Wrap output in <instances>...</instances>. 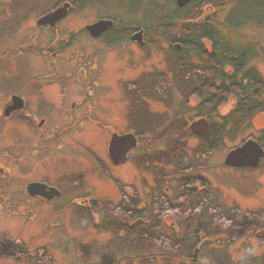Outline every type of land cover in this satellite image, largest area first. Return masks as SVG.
<instances>
[{"label":"rangeland","instance_id":"374dc122","mask_svg":"<svg viewBox=\"0 0 264 264\" xmlns=\"http://www.w3.org/2000/svg\"><path fill=\"white\" fill-rule=\"evenodd\" d=\"M156 1L160 2L162 0ZM238 1L240 0H227V2L219 0V3L225 2L222 5L214 1L205 4L200 11V15L196 13L192 19L186 18L184 21L176 22L171 26H164V28L155 27L153 39L156 47L152 45L153 48L150 49L146 45L143 49H139V52L136 51L137 48L133 51L128 50L129 48L123 49L119 60L122 68L117 72L123 78L124 76L127 77V80L135 76L147 79L150 82L152 75L160 76L158 85L155 84L158 89L156 93L155 90L154 93L148 92L143 95H133L132 92H126L123 101V97L114 95L117 94L114 85L115 70L108 73L107 69L103 67L100 86L102 87L101 90L105 89V95L98 100L97 107H99V110H96V112L101 114L106 110L109 113L104 116L108 125L106 124L104 128H98L91 124L92 121L85 120L82 128L72 126L70 132L63 134L62 140H57L62 144L57 147L59 150H56L54 155L40 161L38 158L34 159L35 156L27 151V154L21 160L24 170L21 169V172H18L11 169L10 166L11 177L8 176V180L14 186L13 196H15L14 200L16 202L13 201L6 207L0 205V237L8 238L22 246L24 252H27V256L22 258L0 256V264H37L39 259H42L40 264H45L48 260L51 264H106L112 259L117 261L116 264H143L147 255L134 250V246H130L129 241L126 242V240H130L131 236H136L137 233H129L126 230L125 233L124 230H120L117 233L119 234V239H117L111 226L106 227L102 209L98 208L97 212L92 214L89 211V215L84 212L83 205H87L89 201L97 204L101 199L118 200L121 194L118 188L119 181L127 188L130 185L136 187L142 201L147 200L148 194H153L157 198V194L160 196L161 193L162 198L165 194L171 199L174 198L175 193L176 195H179V193L174 192L169 183L166 182L167 180L175 185L176 181L173 178H181V176L192 178L193 175L198 174L208 185L217 187L219 201L224 207L238 206L241 208L242 211L236 209V212L232 214L238 222L242 221L239 214L244 213L248 208L255 209L257 205L264 203V166L258 168L255 172L246 170L243 172L232 171L222 164L227 152L236 146H241L245 140L261 139V137L264 139V111L260 110L257 114H254L250 121H246L237 131L232 132L231 136L230 134H224V132L232 130L234 119H228L225 126L223 123L225 116L222 118L221 115H228L234 104V98L231 97L226 104H221L216 110L217 114L211 116L216 126L215 129L217 128L222 132L219 146L215 147L211 154H207V152L201 154L198 161L194 163L195 166L192 165L193 163L190 164L194 157V150L201 147V144L200 137L192 133L189 124L200 119L197 115L200 117L201 114H198L197 111L201 108L199 106L201 103H198L196 97L188 96L186 98L184 88L187 87L188 80L195 81L197 87L200 85L201 82L197 81V76L193 74L190 68H197V65L201 66L203 62L195 57L187 47H180L179 49L174 47L175 43H179V41L171 43L174 40H187L186 36L189 30L185 29L187 31L185 32L183 28L189 23H193L195 26L201 23L210 24L211 28H219L220 33L225 34L224 36L230 42L232 41L238 45L247 44L255 49L249 66L252 65L259 72L264 84V58L262 57V54H264V24L258 26L249 20L248 22H238L239 28L236 30L226 26L229 21L227 15L236 9ZM262 1L264 2V0ZM155 6L156 8H154V12L149 16V19L154 20L155 26H157L160 23L157 18L163 14L164 9H160L161 3ZM6 22L4 6L0 5V93L7 91L12 84L17 83V79H15L17 76L23 79L27 71H31L30 66L36 69L41 68V71H44L52 62L55 64L62 62L64 65L67 64L66 66L71 63L75 70L74 77H82L78 75L81 72L80 66L75 64L77 60L74 57L78 56V61H80L78 64H83L81 60L85 58L87 52L85 48L73 54L70 62H68L69 58L64 56L65 54L59 58H50L49 56L47 59L43 56L31 54L16 57L14 54L3 55V50L6 49L5 46L7 45H10L9 47H17L18 44L24 45L19 42L11 43L10 37L6 35ZM251 44L253 45L250 46ZM205 45L208 46V42L205 41ZM72 52L70 51L69 55ZM102 55L104 54L102 53ZM102 55L97 59H101ZM107 58L113 63L114 60L111 56L108 55ZM132 59L135 61L130 63L133 61ZM176 60L181 62L180 69L176 66ZM64 65H58V67H64ZM184 70H188L187 72L190 71L192 74H188L187 78H184L186 73ZM85 75H87V71ZM53 78L56 79L57 77L53 76ZM155 85L152 84L153 87ZM100 86L98 85V87ZM262 90L264 91V88ZM262 98L263 96L260 98L259 104L261 109L264 107ZM174 117L176 118V124L173 121ZM149 120H152L150 121L152 125L147 127L151 131L146 132L142 126L149 124ZM155 120L163 122V125L157 127ZM174 124L178 126L182 134L188 135L184 147L179 151L183 158L181 164H176V160L169 162L164 158L169 149L174 148L176 142V137L174 136V138L169 133L170 129L175 126ZM19 125L20 122L15 123V131L20 130ZM13 127V123L8 122L3 129L1 128L4 135L2 144L7 147L12 146V148L15 144ZM107 127H112L119 133L132 132L133 134L135 132L138 134L139 139L136 149L129 152L128 160L123 166L112 167L111 161L108 159L107 147L109 146L110 131ZM165 131H167L166 134H169H163ZM158 134L159 137L154 136ZM31 139L32 137H28L26 134L23 136L21 134L17 136L16 134L17 143H29ZM31 160L32 164H29L28 162H31ZM106 165H108L107 168L109 167L111 175H105ZM99 166L102 171H105L104 174L99 170ZM7 169L6 167V171ZM32 175H36L40 179H47L46 181L49 180L51 184L55 183L62 189L63 196L56 198L53 203L49 204L39 201L24 202L25 197L22 196V202L19 192L22 187L24 188L22 184L31 179ZM159 200L161 203L162 200ZM174 200L177 205L181 206L182 203L179 204V200L175 198ZM146 208H148L147 205H140L138 211L143 212V209ZM185 215L186 213L183 214V210L179 207L169 213L161 211L158 216L163 219L166 227L162 230H160L161 228L156 230L165 234H168L169 230L183 233V228L186 226L183 220ZM120 217H118V223L130 224L131 219L127 214H125V218L121 217L124 221ZM200 220L202 223L208 222V220H204V217L203 220ZM155 221L154 219L151 222L154 223ZM220 227H222V223ZM214 232L211 234L212 237L207 238L212 241L209 245L210 249L216 250L221 244L224 247L226 241L224 239L228 234L219 230L216 237H214ZM126 234L129 235V238L125 240ZM240 234V239L227 248L232 264H236L239 259H242L246 255V249L250 246L257 251L263 250V245L258 244L252 237L251 229L242 230ZM207 238L203 241L205 242ZM120 239L122 243L118 245ZM216 239L219 240L218 245ZM191 247L190 244L186 245L189 252V254H186L187 257L191 256V250H189ZM37 248L39 249L36 252ZM161 250L171 253L168 246ZM159 251V249H156V256H158V262H161L162 254ZM137 253L142 254V256L136 257ZM201 254L198 255L196 262L198 264L203 263ZM185 262L189 264L188 260ZM174 263L180 264L175 259Z\"/></svg>","mask_w":264,"mask_h":264},{"label":"flooded vegetation","instance_id":"af4514ba","mask_svg":"<svg viewBox=\"0 0 264 264\" xmlns=\"http://www.w3.org/2000/svg\"><path fill=\"white\" fill-rule=\"evenodd\" d=\"M190 1L191 0H188L184 6L180 7L178 6L176 0H162L160 2H157L156 0H0V5L4 6V16L7 18V22L5 23L6 35L10 37L12 44L16 42L24 44H18L19 46L17 47H9L10 45L5 46L6 49L3 50V55L14 54L16 57L31 54L43 56L47 59L49 56L50 58H59L61 55L65 54L64 56L69 58L68 62H70L73 54L80 52L81 49H87L85 58L81 60L83 64L79 65V57H74V59L77 60L75 64L80 66L79 68L81 72L78 75L82 76L81 78L74 77L73 73L75 70L73 69L74 66L71 63H69V67L66 66L67 64H62V62H59V64L52 62L44 71H41V68L36 69L30 66L31 71H27L26 76L23 78L24 80L17 76L15 78L17 79V83L12 84L7 91L0 93V205L6 207L13 201L16 202L14 200L15 196H13L14 186L8 180V176L11 177V169H15L18 172H21V169L24 170V165L21 160L23 159V156L27 154V151H30L29 153L35 156L34 159L38 158V160L44 161L47 157L54 155L56 150H59L57 147H59L62 143L57 142V140H62L63 134L65 132H70L72 126L82 128L85 120L92 121L91 124L93 126H97L98 128H104L106 126L107 123L104 116L109 113H107L106 110H104L101 114L96 112V110H99V107H97L99 102L98 100L105 95V89L101 90L102 87L100 86L103 67L104 69H107L108 73L115 70V84H113L116 87L115 91L117 94L114 95L121 96V98L123 97V101L126 92H132L133 95H143L155 90L156 93L158 90L156 88L158 85V78L160 76L152 75L150 82L147 79L135 76L134 78L131 77L132 79L127 80V77L125 78L124 76L123 78L122 75L117 72L122 68L121 64H119L121 52L123 49L128 48V50L132 51L137 48L136 51L139 52L146 45L147 47L149 46L150 49L153 48L152 45L156 47L153 39L155 27L164 28V26H168L170 24V21H159L160 23L155 26V21L149 19V16L154 12V3L155 5L161 3L160 9H164V11L179 8L184 12V7L188 5ZM155 5L154 7L156 8ZM55 11H57V14ZM184 20H186V18H182L180 21ZM100 21L105 22V25L100 26L95 33L94 30H91L92 25L100 23ZM137 33H141V38L139 40L133 37ZM175 41H179V43H175V47L177 49L180 47H187V40H174L171 41V43ZM205 41L206 43L208 42V46L205 45ZM252 45L253 44L250 46ZM202 46L203 49H201V52L197 54L187 47L188 50L195 55V57H198L199 60H202L203 62L201 63V66L197 65V68L193 67L192 69L190 68V70H192L193 74L197 76V80L199 73L205 74V76L201 77L202 80L198 87L197 83H194L195 81L188 80L187 88L199 89L202 85H207V83L209 85V81L207 80L209 77L206 75L207 71L212 72L214 70V72H218L220 67L221 69L223 67L224 70L234 74V80H236V83L240 81L238 77L239 75L234 69L235 64L229 62L221 66V64L213 63H218L217 55H220V53L218 49L212 47V42L209 41V39H203ZM244 47L247 48L248 46ZM254 50L255 49H252L250 51V58L253 57ZM70 51L73 52L69 55ZM229 51L227 53H229ZM242 51L243 53H246L245 50L242 49ZM102 53L104 55H102ZM101 55L102 60L97 59ZM108 55L113 58V63L110 62L108 59L109 57L107 58ZM262 57L264 58V54H262ZM220 59L222 60L223 58L220 57ZM134 61L135 60L130 63H133ZM209 62H212V64ZM58 65H64V67H58ZM248 68L253 69L255 73H258L260 78L259 72L254 69L252 65L251 67L248 65ZM86 71L87 75H85ZM192 72L189 71L188 74H192ZM53 76L57 78L54 79ZM152 84L157 85L153 87ZM98 85L100 87H98ZM231 97L232 96L226 98L225 101L222 97L218 98L217 102L221 103L214 111L211 112L209 107H205L207 111H204V113L207 115H200V117L205 118L208 121V124H210L209 136L196 135L192 132L197 137L206 139L207 154H211V152L215 150V145L212 143L214 141L212 133L216 126L211 116L213 114H217V108L223 103L226 104ZM207 100V98H204V101ZM235 106L236 101H234L228 115H221L222 118L223 116H225L224 118H228L232 114V110ZM260 110L264 111V107ZM260 110L258 109L256 112H253V116ZM197 116L200 118L199 115ZM173 119V121H176L175 117ZM152 120H149V124L147 123L146 126L152 125L150 122ZM8 122H12L14 125L13 133L15 136V144H13V148L12 146L7 147L2 144L4 135L1 128L3 129ZM19 122V126L21 128L19 131H15V123ZM156 124L157 127L162 126L163 122L156 121ZM144 126L142 127L146 128ZM108 129L110 131L108 143L110 142V138L113 134H126L124 132L119 133L112 127ZM147 131L149 132L151 130L148 129ZM16 134L17 136H20V134L22 136L26 134L28 137H32V139L29 143H17ZM133 134L137 140V145L139 139L138 134L135 132ZM154 136L159 137V134ZM255 140L260 144L264 153V139L261 137V139L258 138ZM132 149H136V146L131 148V150ZM131 150L127 152L126 160L116 164L110 159L107 147V155L108 159L111 161L112 167L123 166V164L127 162L128 154ZM231 150L233 149H230L229 151ZM224 159L222 162L223 166H226L232 171L237 170L245 172L246 170L248 172H255L258 168L264 166V154L259 158L255 166L247 164L244 166L228 165L224 162ZM28 163L32 164V160ZM192 165L195 166L194 163ZM107 166L108 165L105 166L106 172L102 171L100 166L98 167L99 170L102 171V174L105 172L106 176L111 175L110 169L109 167L107 168ZM6 167L8 168L7 171ZM4 177L7 178L5 179ZM46 180L47 179H40L36 175H32L31 179L26 180V182L22 184L24 185V188L22 187V190L19 192L21 196L20 200L23 202L22 196H24V202L27 201L29 203L39 201L49 204L53 203L56 198L63 196L62 189H60L55 183L51 184L49 180L48 181L50 183ZM184 181V179L178 180L175 185L173 182L170 183L169 180L166 181L169 183V186L172 187L174 192L179 193V195H176V193L174 195V198L179 200V204L183 202L185 195L189 194L190 196H188V198L190 200V197L194 195L191 204L192 207H196V210L192 213L193 216H188V213L184 216L183 220L185 222H183L185 223L186 228H183V233H179L177 231L172 232L169 230L170 228L167 229L169 230L168 234H165L164 232L161 233L167 236L171 253L174 254L172 255L170 253V260H168L169 264H173L174 259L180 264H186L185 261L187 260L189 264H198L196 262L200 253H202L201 256L203 257L202 264H211V262L212 264H232L230 256L228 254L226 257L224 256V251L222 250L224 247L222 244L219 245V247H222H217L216 253H214V251H212L209 247L212 241H209L207 237L210 238L213 231L220 229V227H217L219 226L218 223L215 222L214 224L213 220H220V216L225 213H235L236 209L238 211H242L241 208L238 206L224 207L219 201L217 187L214 185H208L198 174L193 175L187 183H184ZM32 182L45 184L46 186L42 189V192L44 191L45 195H30L27 188ZM118 183L120 184L118 185V188L121 193L118 200L111 201V199H101V203L98 202L95 204L89 201L87 202V205L84 203V205L82 204L86 215L89 211L92 214L93 212H97L98 208L102 209L106 227L109 228V226H111V229L115 232L117 239H119V234L117 233L120 232V230H124L125 233L127 230L136 233V231L141 229L143 225L144 227H147V225L150 226V229H153L155 234H159V231L156 229L161 228L160 230H162V228L166 226L163 219L158 216L161 211H156L157 206L165 203V206H167L166 211L168 213L173 210H177L178 207H181L176 204L174 198L170 199L164 193L163 198L161 197L162 193L160 196L157 194V198L153 194H148L147 200L142 201L140 200L139 191L136 187L130 185L127 188L120 181ZM50 188H55L58 191V195L47 198V195L51 192ZM159 199L162 200L161 203ZM140 205H147L148 208L143 209V212H140L138 211V207H140ZM184 213L185 211L183 210V214ZM125 214H127L131 219L130 224L124 225V223H118V217L121 216L125 218ZM244 214L248 218L246 229H251L252 237L258 244L260 243L261 246L263 245L262 249L264 250V203L257 205L255 209H246ZM210 216H212L213 219L210 218ZM121 217L120 219L124 221ZM194 217H196L194 219L195 223L192 227H190L187 220H193ZM203 217L205 221L208 220V224L206 222L202 223L200 219L203 220ZM150 219L151 221L158 219L162 222L161 227L156 226V224L152 225L153 222H151ZM140 220L141 224L133 226L135 222ZM212 227L213 229L211 230ZM257 233L261 235L257 236ZM126 236L128 237L129 235L126 234ZM134 237H137V235ZM131 238H133V236H131ZM206 238L207 240L204 242L203 240ZM239 239L240 237L237 238V241ZM215 241L218 245L219 240L216 239ZM0 242L2 244L4 243L3 245L6 249L19 247V244H16L8 238L0 237ZM120 243H122L121 239L118 245H120ZM187 244H190V247L192 245L189 249L191 250V256L189 257L186 256V254H189L186 248ZM20 249L23 250L22 246H20ZM38 249L39 248L36 249V252ZM134 250L142 253V250H139L136 246L134 247ZM263 250L257 251L252 246L248 247L246 249L248 254L244 255L242 259H239L236 264H239L240 260H243L246 257L250 260V264H264ZM139 254L140 253L137 255ZM140 256H142V254H140ZM156 260H158V256H156ZM160 260L162 261V257ZM107 263H109V261L106 262V264ZM158 263L162 264V262Z\"/></svg>","mask_w":264,"mask_h":264},{"label":"trees","instance_id":"16d2710c","mask_svg":"<svg viewBox=\"0 0 264 264\" xmlns=\"http://www.w3.org/2000/svg\"><path fill=\"white\" fill-rule=\"evenodd\" d=\"M216 2L219 5L224 4L227 2L219 3V0H191L188 5H186L184 8V12L177 8L174 10L170 11H164L162 15H159L157 18L158 21H170V26L174 25L176 22H180L182 18H194L196 13L200 15V11L205 6V4H209L212 2ZM215 3V4H216ZM155 3L153 4V8ZM227 16H229L230 23L235 22L236 25H238V22L240 21H252L256 25L260 26L264 24V2L262 0H240L238 1V6L236 9H234L232 12H230ZM198 18V17H196ZM168 25V26H169ZM209 25V26H208ZM226 25V24H225ZM229 27L228 25H226ZM232 28V27H230ZM184 30L187 29L189 30V33L186 36V39L188 40L189 45L191 49H193L196 54L201 52V49H203L202 46V40L203 39H209V41L212 42V47L215 49L219 50L220 55H217L218 58V63L213 62L214 64H221L223 66L225 63H233L234 69L236 70V73H238L239 77V82L236 83L235 75L232 74L229 71H226L221 69V67L218 69V72H214V70L211 72H207L206 75L209 77L207 80L209 81V85H202L199 87V89H190L187 87H183L185 91L186 98L188 96H193L198 98V103H201L199 106V110L197 111L198 114L201 115H207L204 113V111H207L206 108H210L211 112L216 109V107L221 103L217 102V99L222 97L224 101L226 98L232 96L234 97V101H236V106L232 110V114L224 119V124L226 126L228 119H234V125L232 127V130L224 132V134H230L232 136V132L237 131L246 121H250L253 118V112H256V110H260L261 106L260 104V98L263 96L264 100V94H263V88L264 84L262 80L259 78L258 73H255L253 69L248 68L249 62H250V51L252 50L249 45H241V44H236L233 42H230L229 39H227L226 36L221 34V30L219 28H211L210 24H198L194 25L193 23H189V25H186ZM234 29V28H233ZM185 32H187L185 30ZM189 35V36H188ZM244 46H248L247 48ZM188 47V46H187ZM243 50L246 51V53H243ZM230 50V51H229ZM229 51V53H227ZM227 53V54H225ZM220 57L223 59L221 60ZM210 63V62H209ZM208 63V64H209ZM212 64V62L210 63ZM213 64V65H214ZM176 66L177 68L180 69L181 67V62L176 60ZM185 71V70H184ZM188 71V70H187ZM185 71V77H187L188 72ZM199 73V71H198ZM202 75L204 76L205 74H198V80L201 82V77ZM183 81V80H182ZM217 81V82H216ZM231 83V84H230ZM263 94V95H262ZM204 98H207V101H204ZM200 100V101H199ZM175 122V121H174ZM222 123V124H223ZM176 124V122H175ZM174 124V125H175ZM224 126V127H225ZM146 128V131L149 129L147 126H144ZM167 131H165L166 134ZM171 136H175L174 138L176 139V142L174 143V148L169 149L168 154L164 156L166 160L174 161L176 160L177 163H182V157L181 154H179L180 149L184 147V142L185 139L188 137V135L182 134L181 130L178 128L177 125L173 126V128L170 129L169 131ZM168 133V134H169ZM221 131L218 130L217 128L213 131V139L214 141L212 142L215 147L219 146L218 144L221 141ZM166 134V135H168ZM201 147H198L197 149L194 150L193 152V161L191 162L195 163L198 161V159L201 157V154L206 152V139L205 138H200L199 139ZM161 171V170H160ZM175 180H181L184 179V183H187V181L190 178H173ZM176 181V182H177ZM190 196L189 194L185 195V198H183V202L181 204L182 208L181 210H184L185 213H188L189 215H192L193 211L196 210V207H192V197L191 200L188 198ZM199 210V209H198ZM156 211H166V206L165 203H162L160 206H157ZM226 214V215H225ZM224 215L220 216V220H213V223L217 222L219 224V227L222 223V227H220V232L222 233H227L228 235L224 240L225 245L224 248L222 249L224 251V256L226 257L228 252L227 248L232 246L234 243H236L237 238L240 237V233L242 230H246V224L248 218L246 215L240 214L242 221L238 222L235 220L232 214L234 213H225ZM237 214V213H236ZM193 216V215H192ZM249 217V216H248ZM191 218V217H189ZM193 220H187L189 223V226L192 227L194 225V219ZM212 218V216H210ZM213 219V218H212ZM153 225L156 224V226L161 227L162 222H160L158 219L152 223ZM218 227V226H217ZM216 230V229H215ZM219 230H216L213 234L214 237H216V234L219 232ZM128 231V230H127ZM129 233L132 231H128ZM137 237H133L129 241L130 246H136L138 249L142 250V254L147 255L146 259L143 261V264H159L158 260H156V249H159L161 257H162V264H169L170 256L171 254L167 252L166 250H161L163 248L169 247V242L167 236L164 234H155L153 229H150V226L147 227H141V229L136 231ZM213 233V232H212ZM211 233V234H212ZM239 233V234H238ZM212 237V235H210ZM128 239V237H125V240ZM11 243V242H10ZM4 244V243H3ZM0 242V256L4 257H10V258H22L24 256H27V252L24 250L20 249L19 247L15 248H10L6 249L5 246ZM159 245V246H158ZM17 248V249H16ZM214 253H216V250L212 249ZM138 254V253H137ZM135 255L136 257H140V255ZM248 252L246 251V255ZM246 257V256H245ZM42 259H39L37 264L42 263ZM227 261V260H226ZM116 261L112 260L107 264H115ZM214 263V262H213ZM45 264H51L49 260ZM212 264V262H211ZM216 264V263H215ZM239 264H250V260L248 258H244L243 260H240Z\"/></svg>","mask_w":264,"mask_h":264},{"label":"water","instance_id":"95a60500","mask_svg":"<svg viewBox=\"0 0 264 264\" xmlns=\"http://www.w3.org/2000/svg\"><path fill=\"white\" fill-rule=\"evenodd\" d=\"M178 6L182 7L188 0H176ZM57 11H55L56 13ZM57 14V13H56ZM49 16V15H47ZM105 22L100 21V23L92 25L91 30H94L95 33L100 26H104ZM138 40L141 38V33H137L133 36ZM191 131L196 135H204L209 136L210 132V124L208 121L200 117L198 120L192 121L190 124ZM108 150L110 159L113 160L114 163H120L126 160V154L131 148L136 146V138L132 133H126L124 135L113 134L110 138ZM263 150L259 143L256 140L247 139L245 140L241 146H237L233 148V150L229 151L226 154L224 162L228 165H237V166H244L252 165L255 166L258 162L259 158L263 156ZM45 184H40L37 182H32L29 184L27 190L30 195L33 194H41L45 195V192H42L43 187ZM51 192L47 195V198L54 197V195H58V191L55 188H50ZM141 224V220L134 223L133 226H137ZM261 235L257 233V236Z\"/></svg>","mask_w":264,"mask_h":264},{"label":"bare ground","instance_id":"6f19581e","mask_svg":"<svg viewBox=\"0 0 264 264\" xmlns=\"http://www.w3.org/2000/svg\"><path fill=\"white\" fill-rule=\"evenodd\" d=\"M228 26L234 28L235 30L239 28L238 25L235 24V22H234V24H233V22L230 23V20L228 21ZM186 42H187V44H189V43H188V40H187ZM175 46H176V44L174 45V47H175ZM187 46L189 47L190 50L194 51L193 49H191V47H190L189 45H187ZM194 52H195V51H194ZM195 53H196V52H195ZM250 60H251V59H250Z\"/></svg>","mask_w":264,"mask_h":264}]
</instances>
